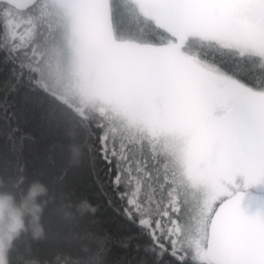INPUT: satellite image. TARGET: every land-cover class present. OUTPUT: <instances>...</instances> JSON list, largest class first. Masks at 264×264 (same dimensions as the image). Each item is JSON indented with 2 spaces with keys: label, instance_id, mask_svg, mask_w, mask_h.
Returning <instances> with one entry per match:
<instances>
[{
  "label": "snow or ice",
  "instance_id": "snow-or-ice-1",
  "mask_svg": "<svg viewBox=\"0 0 264 264\" xmlns=\"http://www.w3.org/2000/svg\"><path fill=\"white\" fill-rule=\"evenodd\" d=\"M0 264H264V0H0Z\"/></svg>",
  "mask_w": 264,
  "mask_h": 264
},
{
  "label": "trees",
  "instance_id": "trees-1",
  "mask_svg": "<svg viewBox=\"0 0 264 264\" xmlns=\"http://www.w3.org/2000/svg\"><path fill=\"white\" fill-rule=\"evenodd\" d=\"M115 247L118 249V252L114 257H112L114 261H124L130 258V253H126L124 249L119 248V245Z\"/></svg>",
  "mask_w": 264,
  "mask_h": 264
}]
</instances>
